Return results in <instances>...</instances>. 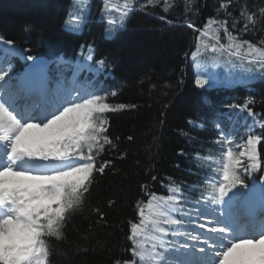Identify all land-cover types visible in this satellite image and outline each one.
<instances>
[{"label": "snow or ice", "instance_id": "obj_1", "mask_svg": "<svg viewBox=\"0 0 264 264\" xmlns=\"http://www.w3.org/2000/svg\"><path fill=\"white\" fill-rule=\"evenodd\" d=\"M103 2L109 34L122 28L137 7L161 5L167 13L180 6L173 0ZM181 3L191 12L195 0ZM230 5L231 0H221L219 9ZM70 9L66 30L82 31L91 0H72ZM257 23L264 24V9L257 13L246 7L231 21L235 34L228 21L215 17L199 29L189 22L187 27L199 33L193 62L200 67L201 57L211 52L264 70V40L239 37L241 30L254 31ZM0 44V264H54L52 241L65 238V227L85 206L95 175L104 174L112 163L100 159L107 146L116 147L108 135L107 113L135 105L109 103L108 95L116 92L99 94L91 80L82 78L105 67L91 46L87 55L70 61L25 56L3 36ZM14 57L32 63L17 73ZM211 78L198 75L195 85L203 88ZM253 103L249 98L243 108ZM249 115L255 113L249 109ZM260 120L264 128V116ZM188 123L197 126L194 120ZM216 126L221 129L216 141L220 148L201 158L209 162V176L199 197L171 181L167 195L148 193L146 202L137 203L138 222L129 224L131 258L118 257L113 264H264V184L250 186L240 171L260 167L258 145L264 133L250 130L243 147L234 150L224 126Z\"/></svg>", "mask_w": 264, "mask_h": 264}, {"label": "trees", "instance_id": "obj_2", "mask_svg": "<svg viewBox=\"0 0 264 264\" xmlns=\"http://www.w3.org/2000/svg\"><path fill=\"white\" fill-rule=\"evenodd\" d=\"M173 2L180 6L167 13L161 5L146 10L137 7L126 24L109 35L103 0H94L89 21L79 32L68 31L64 25L72 0H0V36L36 57L76 60L87 55L91 46L95 59L106 62L90 79L99 94L114 91L115 96L107 97L109 103L135 105L107 113L108 135L116 147L107 146L100 159L112 163L104 174L95 175L85 206L65 227V238L52 241L54 264H113L118 257L129 259L127 236L130 222H138V201L146 202L150 192L167 195L170 181L199 197L209 175V162L201 158L215 153L219 140L216 125L221 119L216 112L222 96L214 94L213 87L221 84L231 88L227 93L230 98H252L255 114L264 116V81L248 93L226 81L231 78L233 83L240 80L247 84L252 74L264 80V70L211 52L204 53L197 67L191 53L196 50L199 33L185 27L191 22L199 29L215 17L228 21L235 34L233 17L244 7L259 13L264 0H231L226 10L219 9L221 0H195L191 12H185L181 0ZM221 37L226 43L223 32ZM239 37L264 40V24L257 23L254 31L241 30ZM198 75L212 78L199 88L195 85ZM250 128L258 130L254 119ZM227 131L234 141L242 134L237 127ZM258 132L264 133V128ZM259 154L264 175V139ZM96 209L103 213V219Z\"/></svg>", "mask_w": 264, "mask_h": 264}, {"label": "rangeland", "instance_id": "obj_3", "mask_svg": "<svg viewBox=\"0 0 264 264\" xmlns=\"http://www.w3.org/2000/svg\"><path fill=\"white\" fill-rule=\"evenodd\" d=\"M93 2H94V0H91V9L93 8ZM113 33H115V32H112L111 34H109L108 29H107V34L112 35ZM0 45H1L0 47H2V46L4 47V45H2V44H0ZM24 55L27 56V54L25 52H24ZM14 58L17 59L22 65H24L26 67L32 63V61L22 60L19 57H14ZM234 150H236V149H234ZM245 162H246V158H245ZM240 171H241V175L245 179V182L251 186L253 179L256 178V175H257L256 172H258V168L254 172H250V173L244 172L243 169H241Z\"/></svg>", "mask_w": 264, "mask_h": 264}]
</instances>
